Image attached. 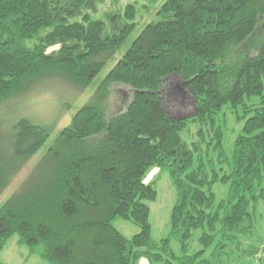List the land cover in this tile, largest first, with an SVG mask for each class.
Segmentation results:
<instances>
[{"label": "trees", "instance_id": "16d2710c", "mask_svg": "<svg viewBox=\"0 0 264 264\" xmlns=\"http://www.w3.org/2000/svg\"><path fill=\"white\" fill-rule=\"evenodd\" d=\"M103 3L0 0V106L53 91L55 82L78 96L90 88L137 29L134 4L93 19ZM155 15L0 208V253L18 235L49 264H228L233 256L236 264L261 262L264 39L255 56L245 47L264 17V0H166ZM170 76L191 95L192 116L166 112L160 90ZM119 85L132 96L121 95L112 109ZM251 98L257 104H248ZM240 107L243 115L234 116ZM228 113L240 126L232 130L231 156L224 147ZM3 122L0 197L56 121ZM189 125L196 131L185 139ZM155 168L169 172L176 191L161 240L152 237L148 205L158 193L154 179L145 182ZM218 183L228 186L221 201L213 191ZM117 218L139 232L126 238ZM196 232L198 248L191 250Z\"/></svg>", "mask_w": 264, "mask_h": 264}, {"label": "rangeland", "instance_id": "374dc122", "mask_svg": "<svg viewBox=\"0 0 264 264\" xmlns=\"http://www.w3.org/2000/svg\"><path fill=\"white\" fill-rule=\"evenodd\" d=\"M166 0H105V3L99 5L98 11L92 14L93 19H100L107 10L123 11L126 5L134 4L137 8L136 23L137 29L130 38L125 42L122 48L116 53L114 58L104 67L100 74L95 78L93 85L88 88L82 95H76L68 86L63 82L53 83V91H44L41 94L27 98L26 100H12L0 106V119L4 120L3 124L6 125L11 121L21 117H33L39 121L45 123L54 124V130L48 141L40 149V151L29 161L26 167L12 180L10 186L4 191L0 197V208L9 199V197L17 190L22 181L34 168L40 157L48 149L53 142L59 131L70 124L72 117L77 111L85 105L91 96L93 95L95 88L99 83L108 75V73L115 67L117 62L123 57L126 50L131 46L132 42L139 36L145 25L156 19L157 10L165 3ZM264 39V17L261 18L257 24L256 30L253 35L246 40L247 53L255 56L259 51V44ZM52 48L50 51L57 49ZM115 92L111 95V108L116 106L120 102L121 95H124L126 99H130L132 96V90L129 87L117 86ZM74 90V89H73ZM76 92V90H75ZM161 97L163 99L164 107L168 115L172 118H186L192 116L195 107L194 102L187 93L186 87L178 76H170L165 79L164 85L160 90ZM58 97L60 99H58ZM257 98H251L247 101L248 104H257ZM229 106L224 108L227 109ZM234 116L243 115V108L240 107L234 110ZM233 115L228 113L229 125L226 128L224 147L226 152L231 156L233 152V143L240 130V126L235 123ZM195 125H189L188 129L182 132L183 138L187 139V136L191 132H195ZM154 179V180H153ZM153 180L154 187L158 193L156 201L148 202L150 206V223L152 226V237L155 240H161L169 234V221L171 209L176 202V191L167 170H160L158 168L153 169L146 179V183ZM216 194L217 200L221 201L228 195V186L222 184H216L213 188ZM263 216V217H262ZM257 218L259 220L260 235L264 236V208L260 204L258 207ZM115 227L128 239H131L139 232V228L130 221L122 218H117L114 221ZM200 236V232H196L194 239L191 242V250L198 248L197 238ZM249 243L246 241L243 247H247ZM172 248L180 253V244L177 240L172 239ZM260 257L262 254L259 255ZM231 263L236 264L238 259L233 256ZM248 264H264V254L260 263L251 258L245 260ZM1 264H49L42 259L39 252L32 253L30 248L26 245L19 244V236L14 235L8 241L6 247L0 253ZM139 264H149L146 260L141 259ZM246 264V263H240Z\"/></svg>", "mask_w": 264, "mask_h": 264}]
</instances>
